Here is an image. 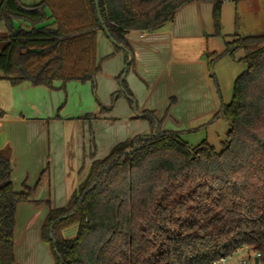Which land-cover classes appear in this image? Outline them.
<instances>
[{
	"label": "trees",
	"instance_id": "16d2710c",
	"mask_svg": "<svg viewBox=\"0 0 264 264\" xmlns=\"http://www.w3.org/2000/svg\"><path fill=\"white\" fill-rule=\"evenodd\" d=\"M226 1L40 0L28 7L21 0H0L6 31L0 80L49 90L72 81L95 87L104 25L125 63L132 58L117 79L115 102L124 96L138 110L126 81L136 63L128 34L153 33L182 7L209 2L220 35ZM239 51L247 69L218 114L231 125L222 151L206 141L190 146L180 133L165 131L154 112H143L138 119L147 121L150 134L117 144L103 159L91 153L88 174L68 204L50 209L42 238L56 264H212L244 247L264 260V34L236 37L224 53L208 54V63L213 69ZM111 110L101 104L102 113ZM12 175L9 151L0 149V264H17V208L30 202L43 178L35 189L17 192ZM72 226L75 237L65 238L63 231Z\"/></svg>",
	"mask_w": 264,
	"mask_h": 264
},
{
	"label": "crops",
	"instance_id": "0c3cea01",
	"mask_svg": "<svg viewBox=\"0 0 264 264\" xmlns=\"http://www.w3.org/2000/svg\"><path fill=\"white\" fill-rule=\"evenodd\" d=\"M212 10L213 5L209 2H192L178 10L172 22L153 33L130 32L127 38L136 63L128 86L139 111L136 113L123 102V114L115 113L112 117L107 112L104 116L101 111L96 112L92 114L96 118L89 119V124L93 120H106L107 124L125 122L128 133L122 141L125 142L150 134L146 121L138 119L147 111L156 114L165 131L182 132L180 127L184 128L187 115H200L197 114L198 105L208 96L205 64L201 57L189 58L186 52L190 43L202 42L206 33L212 35V21L208 19ZM103 36V33L98 34V62L103 69V61L113 57L119 77L126 63L122 55L114 54V49L107 51ZM113 90H116L115 85ZM60 104V97L53 90L34 87L30 83L13 87L0 80V149L9 151L14 188L17 192H24V186L35 189L43 176L30 202L17 208L14 234L17 264H55L53 253L42 238V227L50 209L68 204L93 162L90 156L93 134H85L83 126L78 130L58 129L60 121L73 120L55 116ZM114 107L115 104L112 110ZM173 123L179 127L172 126ZM87 162L88 170L84 171ZM74 163L83 164L77 182L73 179Z\"/></svg>",
	"mask_w": 264,
	"mask_h": 264
},
{
	"label": "rangeland",
	"instance_id": "374dc122",
	"mask_svg": "<svg viewBox=\"0 0 264 264\" xmlns=\"http://www.w3.org/2000/svg\"><path fill=\"white\" fill-rule=\"evenodd\" d=\"M21 1L23 5L28 7L34 6L40 2V0ZM208 19L210 22L212 21V35L206 33L202 42L195 41L190 43L188 52H186L189 58H202L205 64V81L209 85L208 96L198 105L197 114L200 115L190 113L187 115L188 119H184V128L180 127L182 131L180 134L182 139L190 146L197 147L206 141L209 145L214 147L217 152H221L223 143L227 140V134L231 130V125L223 117L218 116V114L221 112L224 105H228L231 102L235 81L246 71L247 67L242 61L245 54L239 51L234 56H225L214 64L213 69H209L208 54H213L215 52L218 54L224 53L226 51V43L233 41L236 37L247 38L264 34V0L226 1L222 7L220 35H215L213 10L208 15ZM5 32L4 26L0 25V50L6 43L5 40H3ZM100 34L102 35V33ZM102 39L105 41V44L107 43L108 45L107 51L110 48L114 49V54L122 55L125 61L123 52H116L114 45L106 36H103ZM112 58L113 57H109V59L106 58L107 60L105 59L103 61V69L101 73L96 76L95 87H93L91 82L82 84L72 81L66 83L65 86L57 82L55 86L60 88V90H53V93H56L61 100V104L56 110L55 116L57 117L59 115L61 119L66 117L73 119L69 122L60 121L57 126L58 129L62 131L66 129L78 130L83 126L85 134H93L91 153L98 159L107 157L112 147L126 139L127 137H125V135L128 134L125 122H117L116 124L112 121L107 124L106 120H93L92 123L89 124L88 119H84L96 112H100L101 104L108 108H111L115 104L113 110L107 112L112 117L115 113L116 115L123 114L121 108L123 102L128 104L124 96L120 97L115 102L116 96L114 97V95L121 90V87L117 81L118 73L116 71V61ZM125 65L126 64H124L122 70L125 69ZM133 73L134 69H131L126 79L127 83L129 76ZM112 74H116V76L114 77ZM114 85L116 86V90L111 91ZM106 96H108V98H106ZM106 104H108V106ZM102 115L104 116L105 114L103 113ZM118 118L125 121V118ZM172 126L176 127L177 123H173ZM177 127H179V125ZM86 165L84 171L88 170V162ZM82 166L83 164L79 163H74L73 165L75 170L73 179L76 180V182L80 178V167ZM76 232L77 227L72 226L65 229L63 235L65 238L71 239L75 237ZM45 243L48 249L52 251L50 244L47 242ZM54 260L56 264V259L54 258Z\"/></svg>",
	"mask_w": 264,
	"mask_h": 264
},
{
	"label": "built area",
	"instance_id": "2783aa9c",
	"mask_svg": "<svg viewBox=\"0 0 264 264\" xmlns=\"http://www.w3.org/2000/svg\"><path fill=\"white\" fill-rule=\"evenodd\" d=\"M212 264H264V260L261 253L244 247L230 256L215 260Z\"/></svg>",
	"mask_w": 264,
	"mask_h": 264
},
{
	"label": "water",
	"instance_id": "95a60500",
	"mask_svg": "<svg viewBox=\"0 0 264 264\" xmlns=\"http://www.w3.org/2000/svg\"><path fill=\"white\" fill-rule=\"evenodd\" d=\"M100 20H102L101 17H100ZM103 31H104L106 37H107L111 42H113L112 39H111V35H110V33H109V30H108L107 27L104 26V25H103ZM131 59H132V58L130 57V60H129V61L127 62V64L125 65V68L128 67V65H129V63H130V61H131ZM134 111L137 113V107H136V105L134 106ZM154 135H155V134H154ZM131 152H133V150H132V151H129V153H131ZM52 232H53V227H52V229H51V233H50L51 238H53V236H52Z\"/></svg>",
	"mask_w": 264,
	"mask_h": 264
}]
</instances>
